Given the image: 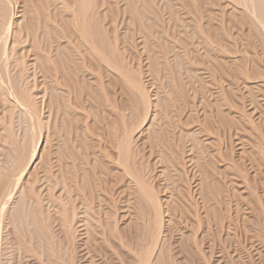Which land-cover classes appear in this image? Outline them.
Wrapping results in <instances>:
<instances>
[{"label": "rangeland", "instance_id": "rangeland-1", "mask_svg": "<svg viewBox=\"0 0 264 264\" xmlns=\"http://www.w3.org/2000/svg\"><path fill=\"white\" fill-rule=\"evenodd\" d=\"M0 4L4 24L14 16L0 41L8 53L15 23L27 20L24 8L16 15ZM93 37V76L79 71L81 98L66 95L67 111L37 99L30 111L7 113L0 103V264H264V0H93ZM0 59L8 99L12 73ZM48 84L37 76L40 90ZM123 140L126 165L118 160ZM61 148L71 155L64 173L78 176L79 191L50 194L44 163L58 165ZM33 151V167L15 187ZM81 187L92 194L93 217L79 232ZM17 207L38 208L39 227L60 260L21 238L11 213Z\"/></svg>", "mask_w": 264, "mask_h": 264}, {"label": "bare ground", "instance_id": "bare-ground-1", "mask_svg": "<svg viewBox=\"0 0 264 264\" xmlns=\"http://www.w3.org/2000/svg\"><path fill=\"white\" fill-rule=\"evenodd\" d=\"M5 1H7L9 3V5H11V8H12L11 10L14 11L13 13L14 14L16 13V15H17V13L19 15V10L21 8H24V11H23L24 13H22V16L27 21H25L26 24L23 25V27L21 26L22 28L18 26L19 24L15 23V27L11 32L12 38L10 39V46H9L10 50L8 51L9 54L6 53L7 48H6L5 44L8 43L6 41H5L6 43H4V46H3L4 48H2V50H0L1 57L5 58L7 60V65L9 64V66H10L9 68L11 69V73H12V74H10V76H11L10 78L9 77L6 78L7 81L9 80L8 84H10V91H11V92H8V99H9V96H13L14 99L12 100V102H14V100H15V104H16V105H11V103L9 102L11 99H9V100L4 99V96H5L4 92H2V90L0 89V100H3V101H0V103H2L4 111L5 112L7 111V113H8V112H10V110H12V108H20L21 110H27L28 109V111H30L29 110L30 108L34 109L35 107H37V104H39L37 102V99L38 100L40 99V103H44V106L46 104L47 109H49V110L56 109L57 112L58 111L61 112V110L63 109L64 112H65V110L67 111V109H65V108H67L65 105V102L70 101L69 98L71 95H77V98L78 97L81 98L82 89L79 85V80H78L79 71H80V73L81 72L82 73H89V75L93 76V54L95 53V52H93V50L94 51L96 50L95 46H94L95 48L93 49V42H94L93 41V39H94V37H93V0H5ZM2 9L3 8L1 7V4H0V11ZM12 11H10V12H12ZM68 13L71 14L70 15L71 17H69ZM0 15H2V13H0ZM3 18H4L3 16H0V41L5 40V38H7L8 35H10L9 32L11 31V29L13 28V25H14V16L12 17V15H11L10 19L7 18L9 20L7 22V25L3 23L4 22L2 20ZM23 18H22V21H23ZM53 23L59 25L61 30H58V31H62L61 33L57 32V30L54 27H52ZM21 24H22V22H21ZM23 24H24V22H23ZM25 33L27 35L26 38L24 37ZM27 38H29V41L27 40ZM73 39L74 40L79 39L80 43L84 44L83 46L85 47L86 54L88 56H86L85 54L82 53V51H80L81 46L79 44H77V42L74 41ZM73 41L75 42V44ZM99 44L100 45H98V46H100V47H99V49L98 48L97 49L103 54V57H104L105 53L107 52L106 50L108 48H105L106 47V45H104L105 43L102 44L101 42H99ZM116 57L117 56H115V58ZM116 59H118V58H116ZM119 64H120V62H118L117 65H115V67H116L115 69L118 70L122 66L121 67L122 69H119L118 72L120 71L119 73L120 74L122 73L124 75V77H126V78L128 77L129 79H133V77L135 75L133 73V71L131 72V70H127L126 67H124L123 65L119 66ZM6 68H8V66ZM38 75L41 76L42 78L44 77V80L46 78L47 81L49 82L48 87H46L47 89L42 90L43 89L42 88L40 90L37 87L36 78ZM7 76H8V74H7ZM1 83H2V80H0V84ZM44 85H46V84H44ZM89 91H90V96H91L92 103H93V87L91 88L89 86ZM65 96L68 98L67 101L64 100ZM79 98L77 100L78 102H79ZM78 102H75V104ZM2 105H1V107H2ZM68 111H70V110H68ZM2 113H1V115H3ZM49 113H51V112H49ZM67 114H69V113H67ZM21 115H22V113H21ZM8 116H10V115H8ZM65 116H66V113H65ZM2 118H3V116L1 117V119ZM8 120H10V119H8ZM62 123H64V120L61 122V124ZM62 125H65V124H62ZM54 131H56V130L54 129ZM1 133L2 132H0V134ZM59 133H60V131H59ZM55 134L58 135V132L56 131L54 133V135ZM3 141L5 143V137H4ZM119 146H121V147H119L120 155L118 156V160L121 163L125 164L126 163V157L129 154L130 146L127 144L126 140H123ZM22 149H23V147H22ZM31 151H30V153H31ZM35 151H36V149H35ZM66 152H67V150H66ZM66 152H64L62 148L59 149V151H58V154H59L58 159L59 160H58V162L56 161L58 163V165L57 164L55 165L54 163H53L54 166L50 165L49 162H47L48 160H46L44 163V166H45L44 168L46 170L45 174L48 175V176L45 175V178L47 177L45 180H47L48 181L47 183H49L46 186L49 187V189L47 187V191L50 194H53V192L58 188L61 189V191L64 190L67 193L72 192V189L75 191H79V189H78L79 186H77L79 183L77 182L78 180H76V177L78 179V176H76V177H75V175L73 176L72 174H74V173L71 172L72 173L71 174V173H67L68 171L66 172L67 174H71L73 176L72 178H75L76 181L74 179H73L74 180L73 181L70 178V175H69V180L65 181V179H68V178H65L64 174H66V173H64V172L66 171V169L71 168L69 165L68 166L67 165L62 166L63 159H65V160L71 159V155L69 158H68V156H67V159L65 158V155H67ZM27 153H29V152H27ZM50 154H52V153H50ZM35 156H36V154L33 151L32 155L30 156V158L28 160L27 166L21 172L18 173L16 180H15V183H14L15 187L18 185V183L20 182L21 178L26 173V171L30 167H33L32 164L34 163V161L36 159ZM1 157H0V159H1ZM14 161H15V159H14ZM38 162H39V160H38ZM64 163H66V161ZM72 164H73V162H72ZM72 164H70V165L74 166ZM63 167L64 168L70 167V168L64 169ZM70 171H71V169L69 170V172ZM73 171L76 172V170H73ZM32 172H33V170H32ZM8 177H10V176H8ZM14 178H15V176H14ZM70 179L73 181V182L72 181L71 182L74 184V186L70 182H69V184H71V186L67 185L68 183H66V182L70 181ZM29 180H30V177H29ZM9 181L10 180L8 179L7 182H9ZM33 181H35V180L34 179L31 180L30 183ZM7 182H6V185L8 184ZM4 183H5V179H0V186H2L1 184H4ZM28 185H29V183H28ZM36 186H37V184H36ZM69 186L73 187V188L70 189ZM27 189H29V188H27ZM11 190H12V188H11ZM11 190H10V192H8L7 198L5 197L6 200H4V201H6V203L8 201H10L9 198L12 199L13 195L11 193L13 192V194H14V189H13V191H11ZM20 190H22V189H20ZM7 191H8V189H7ZM34 191H35V189H34ZM47 191H45L44 193H46ZM80 192L78 195L79 197L76 199L77 210L75 213V220H74L75 221L74 225H76V227L79 229L78 230L79 232L82 230V228L87 226L88 218L91 215L93 217V210H92L93 197H92V194L89 195V193L86 191V187L83 189L81 187ZM0 193H1V191H0ZM36 194H38V193H36ZM46 194H48V193H46ZM22 198H23V196H22ZM20 199L21 198H19V201H20ZM59 199L60 198H58V200ZM66 199H67V197H66ZM45 201H46V199H45ZM67 201H68V199H67ZM17 202H18V200H17ZM27 202L25 204H27V205H28V203L30 204V202H28V203ZM48 202H50V201H48ZM32 203H33V200H32ZM8 204H9V202H8ZM5 206H6V204H5ZM55 206H57V205H55ZM4 208L2 206V208L0 210V216L2 215V212L4 211ZM36 208L34 211V210H32V208L31 209H28V208L20 209L17 207L16 209H14L15 210L14 213L11 212L13 220H15L16 223L18 222V226H20L21 228L23 226V229H21V228L19 229V227H18L19 233L21 234V238L24 241H26L27 243H29L30 246L36 248V249L33 248L35 251L39 250L42 255L44 253L51 254V251H53L54 252V254H52V255H54L53 257L57 260H60V254L56 255V254H58L56 252L57 250H55V249L52 250L50 247V244L46 241V239H48L49 237L47 235H45L48 238L47 237H46V239L44 238V235H43L44 231L42 232V229L39 227L40 224L37 221L38 216L36 213ZM53 210L54 209H52V211ZM70 210L72 211V208ZM37 211H39V210H37ZM53 212L55 213L56 211L54 210ZM8 214L9 215H7V217H9L11 220L12 217L10 216L9 211H8ZM39 214H40V211H39ZM46 215H47V213H46ZM71 216H72V214H71ZM58 217H60V216H58ZM1 219L2 218H0V242L4 241V239L2 240V238H3L2 235H3L4 230L6 229L4 227V225L2 226ZM55 220L56 219H54V221ZM3 221H4V219H3ZM23 221H24V224H23ZM57 222L60 224V221L57 220ZM41 224H43V223H41ZM92 226H93V223H92ZM12 227L14 230L15 228H14L13 224H12ZM8 231H10V230H8ZM61 231H63L62 228H61ZM78 231H76V232H78ZM68 232H69V230H68ZM45 234H46V232H45ZM77 235H79V234H77ZM80 235H81V233H80ZM4 236L7 237L8 234L4 235ZM13 237H15L14 234H13ZM11 239L13 241L12 237H11ZM49 240H50V238H49ZM49 242H51V240ZM4 243H3V245H4ZM10 243H11V241H10ZM15 243L17 245V242H15ZM13 244H11V245H13ZM8 245H10V244H8ZM23 245H25V244H23ZM51 245H53V244L51 243ZM52 247L54 248L55 246H52ZM25 248L27 249V247H25ZM39 251L37 253H39ZM2 252H3V250H2Z\"/></svg>", "mask_w": 264, "mask_h": 264}]
</instances>
